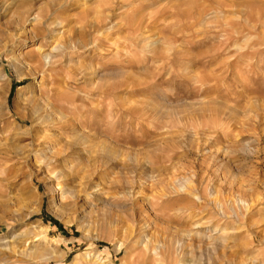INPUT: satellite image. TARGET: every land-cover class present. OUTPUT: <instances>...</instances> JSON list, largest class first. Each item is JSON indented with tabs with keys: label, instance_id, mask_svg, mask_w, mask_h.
Listing matches in <instances>:
<instances>
[{
	"label": "rangeland",
	"instance_id": "1",
	"mask_svg": "<svg viewBox=\"0 0 264 264\" xmlns=\"http://www.w3.org/2000/svg\"><path fill=\"white\" fill-rule=\"evenodd\" d=\"M0 163V264H264V0H0Z\"/></svg>",
	"mask_w": 264,
	"mask_h": 264
},
{
	"label": "bare ground",
	"instance_id": "2",
	"mask_svg": "<svg viewBox=\"0 0 264 264\" xmlns=\"http://www.w3.org/2000/svg\"><path fill=\"white\" fill-rule=\"evenodd\" d=\"M42 94H44V93H42ZM39 109V106L37 105L36 106V110H38ZM1 164V163H0ZM4 164V163H3ZM14 253V252H13ZM15 253H18V255H26V256H28V253L29 252H27V250L25 251V250H19L18 252H15ZM14 253V254H15ZM31 253V252H30ZM33 253V252H32ZM152 253V252H151ZM4 254V253H3ZM9 254V253H8ZM11 254V253H10ZM12 255V254H11ZM11 255H9V256H11ZM7 258V257H6ZM138 262H139V260H138ZM140 263V262H139ZM143 264H144V262H143Z\"/></svg>",
	"mask_w": 264,
	"mask_h": 264
}]
</instances>
